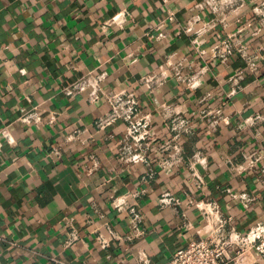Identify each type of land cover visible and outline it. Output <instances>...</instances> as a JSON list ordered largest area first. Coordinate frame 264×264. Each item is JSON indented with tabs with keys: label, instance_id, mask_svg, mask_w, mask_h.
<instances>
[{
	"label": "crops",
	"instance_id": "crops-1",
	"mask_svg": "<svg viewBox=\"0 0 264 264\" xmlns=\"http://www.w3.org/2000/svg\"><path fill=\"white\" fill-rule=\"evenodd\" d=\"M228 218L264 223V0H0V264H164Z\"/></svg>",
	"mask_w": 264,
	"mask_h": 264
},
{
	"label": "built area",
	"instance_id": "built-area-1",
	"mask_svg": "<svg viewBox=\"0 0 264 264\" xmlns=\"http://www.w3.org/2000/svg\"><path fill=\"white\" fill-rule=\"evenodd\" d=\"M93 85L89 95L90 100L99 101L104 97L110 105L109 113L99 121L101 128H105L118 120H124L128 123V134L136 143L149 136L148 125L138 116L140 104L133 93L126 89L106 90L97 78ZM173 202L175 199L168 192L160 200L161 205H168ZM112 203L119 211L129 212L135 221L143 219V213L138 210L136 205H129L127 197L115 196L112 198ZM217 209L218 205L215 202L207 201L205 203L206 213H212ZM230 220V218L223 219L215 231L216 234L190 241L186 247L177 250L172 258L164 264H231L233 260L238 264H259L255 258V253L264 258V223L257 225L247 233H242L231 226ZM225 227H229L230 235L228 238L221 235ZM111 238L121 239L122 237L116 232H112L111 237L100 234L98 241L103 248H106L109 246ZM79 239L78 232L73 230L69 243H74ZM233 253L234 256H232Z\"/></svg>",
	"mask_w": 264,
	"mask_h": 264
}]
</instances>
